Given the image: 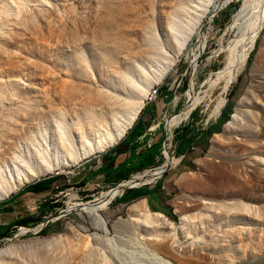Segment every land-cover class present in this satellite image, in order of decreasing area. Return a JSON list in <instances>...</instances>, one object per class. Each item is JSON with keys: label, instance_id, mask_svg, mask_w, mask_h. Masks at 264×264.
Masks as SVG:
<instances>
[{"label": "rangeland", "instance_id": "374dc122", "mask_svg": "<svg viewBox=\"0 0 264 264\" xmlns=\"http://www.w3.org/2000/svg\"><path fill=\"white\" fill-rule=\"evenodd\" d=\"M243 1L217 0L173 72L152 88L144 102L148 108L143 111V107L138 117H157L146 123L154 130L146 140L157 142L159 157L154 166L133 172L126 180L163 166L165 148L168 157L175 159L158 177L130 187L148 189L149 193L121 203L118 198L124 191L113 196L112 189L119 184L86 190L79 189L80 183H71L85 162L111 147L40 175L21 187L48 181L58 185V196L43 213L49 228L43 234L42 222H38L23 226L27 231L19 234L18 226L9 240L0 242V264H264V137L259 135L254 145L247 141V135L229 134L225 129L254 82L264 84V28L250 46L231 44L236 29L228 27ZM104 2L110 12L118 10L116 0ZM98 5L99 0H0V24L6 19L12 22L3 26L5 60L15 63L24 87L19 96V89L8 85L0 117H23L18 105L27 107L32 101L31 79L39 64L38 49L48 50L71 35L79 39L77 48L84 50L83 24L98 14ZM127 7L133 10L134 5ZM150 9L143 6L137 14L139 21L135 16L132 24L140 28L152 19L153 23L155 9ZM19 21L29 23V27L25 29ZM258 54L262 55V69L254 72ZM231 55L235 61L246 60L245 69L234 81L231 74L236 65L227 63ZM7 68V64L2 68L6 75ZM258 76L261 78L255 79ZM13 79L5 77L4 81ZM169 117L185 118L167 139ZM251 120L244 113L239 124ZM188 124L198 127L202 135L176 154L174 133ZM252 146H257L255 151ZM58 156L62 161L66 158L61 152ZM196 200L207 207H195ZM137 203H144L151 214L165 216L174 228L171 236L151 241L129 228L128 208ZM90 209L98 214L88 215ZM167 245L172 251L168 252ZM9 247L15 251L3 257L2 252Z\"/></svg>", "mask_w": 264, "mask_h": 264}, {"label": "bare ground", "instance_id": "6f19581e", "mask_svg": "<svg viewBox=\"0 0 264 264\" xmlns=\"http://www.w3.org/2000/svg\"><path fill=\"white\" fill-rule=\"evenodd\" d=\"M116 1L118 10L110 12L104 0H99L98 14L84 21L83 51L77 48L79 39L71 35L61 44L48 46V50L36 51L39 64L32 73V101L27 107L18 105V113L22 111L23 117H11V114L0 117V201L40 175L67 168L116 144L137 119L152 88L173 72L176 62L217 2ZM127 4H133V10L128 9ZM143 6L154 7V22L152 19L139 28L132 24L131 18L137 17ZM19 22L25 29L29 27V23ZM7 23V27L12 24L10 19L0 24V103H7L8 85L19 89V96L24 91L15 63L5 60L3 36L6 30L3 26ZM263 23L264 0H244L228 27L236 29L231 44L250 46L259 30L264 28ZM227 63L236 65L231 74L234 81L245 69L246 60L235 61L231 55ZM5 64L7 75L2 69ZM262 64V55L258 54L253 71H260ZM5 77L15 79L6 82ZM244 113L252 120L239 124ZM183 118L178 117L169 124L167 139ZM225 129L229 134L247 135V141L254 145L259 135L264 137L263 83L255 81L249 88L238 103L233 121ZM261 129L263 134H258ZM252 147V151L257 148ZM60 152L66 156L64 161L58 156ZM164 154L167 160L163 166L146 169L136 174L133 181L147 182L149 178L158 177L167 164L175 160L168 157L166 148ZM131 184L132 181L126 185ZM121 188H115L113 196L119 194ZM196 203L195 207H207L197 200ZM128 213L131 217L129 228L143 233L151 241L168 238L174 231L165 216L149 213L144 203L130 206ZM87 214L98 213L90 209ZM167 248L168 252L172 251L171 245ZM14 251L9 247L2 252L3 257Z\"/></svg>", "mask_w": 264, "mask_h": 264}, {"label": "crops", "instance_id": "0c3cea01", "mask_svg": "<svg viewBox=\"0 0 264 264\" xmlns=\"http://www.w3.org/2000/svg\"><path fill=\"white\" fill-rule=\"evenodd\" d=\"M146 107L148 108V106ZM156 118L154 116H139L118 144L101 153L95 159L85 162L80 174L73 178L71 183H80L79 189L86 190L118 185L125 181L131 173L152 166L142 164L136 166V164L145 154L154 151L159 152L157 142H148L146 140L154 133V130L151 129L152 127H148L146 123L150 122V120H156ZM177 118L169 117L167 119L165 132L169 124ZM131 146H134V149H132L133 152L130 154ZM152 147L154 149L150 150ZM151 156L155 163L159 156L156 153H152ZM135 175H132L131 179L126 180L122 185L112 189L124 187L131 181V185L136 184L137 182L133 181ZM71 183H67V185ZM55 187L57 188L58 185L49 181L47 183L39 182L27 185L17 189L15 193L0 201V242L8 240L14 230L21 226L19 225L21 222H25L27 225H35L38 222H42L43 228L49 224L48 220H43L45 219L43 213H46L45 209L47 206L58 196ZM147 191L149 192L150 190L147 189ZM23 231H27V229L21 227L19 234Z\"/></svg>", "mask_w": 264, "mask_h": 264}, {"label": "trees", "instance_id": "16d2710c", "mask_svg": "<svg viewBox=\"0 0 264 264\" xmlns=\"http://www.w3.org/2000/svg\"><path fill=\"white\" fill-rule=\"evenodd\" d=\"M145 108H146V106L143 108V111ZM204 133H208V130ZM201 135H202V133L200 132V129H198V127H192V126H189V124L184 125L183 127H181L179 130H177L174 133V142H175L174 152L176 154H180V152H182L186 148H189V145H191V143H193V141L196 138L198 139L199 137H201ZM132 149H134V146L130 147V154L133 152ZM152 149H154V148L153 147L150 148V150H152ZM146 151H149V150H146ZM152 153L153 154L156 153V155L159 156L158 151L147 153L141 157L140 161L136 164V166L139 164L154 166L155 163L152 160L153 159L151 156ZM148 193L149 192L147 190H143L140 187H138V188H127L124 190L122 195L118 198V201L121 203H125L127 200H130V199L137 197V196L147 195ZM49 224H47L43 229H41L43 234L46 233V230L49 228ZM19 225L26 226L27 224L25 222H21Z\"/></svg>", "mask_w": 264, "mask_h": 264}, {"label": "water", "instance_id": "95a60500", "mask_svg": "<svg viewBox=\"0 0 264 264\" xmlns=\"http://www.w3.org/2000/svg\"><path fill=\"white\" fill-rule=\"evenodd\" d=\"M125 135V134H124ZM123 135V136H124ZM123 136L121 137V138H123ZM163 149H164V147H163ZM164 157H165V155H163ZM166 158V157H165ZM167 159V158H166ZM163 171H164V169L161 171V174L163 173ZM120 185H122V183L121 184H119L118 186H120ZM135 185V184H134ZM130 187H133V185H126L125 187H122L121 188V193L124 191V189L125 188H130Z\"/></svg>", "mask_w": 264, "mask_h": 264}, {"label": "built area", "instance_id": "2783aa9c", "mask_svg": "<svg viewBox=\"0 0 264 264\" xmlns=\"http://www.w3.org/2000/svg\"><path fill=\"white\" fill-rule=\"evenodd\" d=\"M153 92H154V90H153ZM58 174H59V173H56V175H58ZM55 189H57V188L55 187ZM58 193L61 194L62 192L59 191ZM21 227H23V226H20V227H18V228L20 229ZM19 229H18V230H19ZM8 240H9V239H8Z\"/></svg>", "mask_w": 264, "mask_h": 264}]
</instances>
